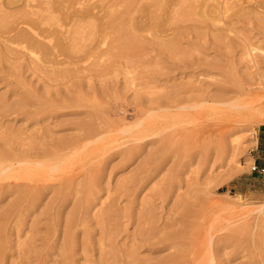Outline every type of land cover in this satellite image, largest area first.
<instances>
[{"label": "rangeland", "instance_id": "374dc122", "mask_svg": "<svg viewBox=\"0 0 264 264\" xmlns=\"http://www.w3.org/2000/svg\"><path fill=\"white\" fill-rule=\"evenodd\" d=\"M46 8L0 27V264H264V0L1 9Z\"/></svg>", "mask_w": 264, "mask_h": 264}, {"label": "bare ground", "instance_id": "6f19581e", "mask_svg": "<svg viewBox=\"0 0 264 264\" xmlns=\"http://www.w3.org/2000/svg\"><path fill=\"white\" fill-rule=\"evenodd\" d=\"M30 4H31V0H0V27H3V28L8 27L9 24L11 23L9 21L10 20L15 21L16 18H21V19L25 20V22L29 25V29H23L22 31L19 32L18 36L16 34L14 36L17 37L18 39H20L21 41L22 40L28 41V43H31V45H35V46L37 45L36 46V47H38L37 49H39V50L41 49L46 53L48 50L45 46L46 44L39 42V41H36L32 34L34 32L38 33V30L41 29V24L48 23L47 21H49V19L53 18V13L50 9L46 8V10H44L43 12L39 11L36 13H33L31 10L29 12H11V13H9V12H6L5 10L1 9L3 7H6L7 9L13 10V9H17L19 6H23V5L29 7ZM185 14L187 15V17H189L187 11ZM190 15H191V13H190ZM207 15H208V13H207ZM201 16H202V14H201ZM11 24L13 25V23H11ZM12 28H11V31H12ZM3 30H5V32H6V29H3ZM0 31H2V30L0 29ZM9 31L10 30H8L7 32H9ZM57 39H58L57 43H59L60 37H57ZM71 44L69 42L65 43V42L61 41L59 45H61V48L63 49V51L68 53L70 50H73V46Z\"/></svg>", "mask_w": 264, "mask_h": 264}, {"label": "crops", "instance_id": "0c3cea01", "mask_svg": "<svg viewBox=\"0 0 264 264\" xmlns=\"http://www.w3.org/2000/svg\"><path fill=\"white\" fill-rule=\"evenodd\" d=\"M259 143L261 147L264 148V123L261 124L258 128Z\"/></svg>", "mask_w": 264, "mask_h": 264}, {"label": "built area", "instance_id": "2783aa9c", "mask_svg": "<svg viewBox=\"0 0 264 264\" xmlns=\"http://www.w3.org/2000/svg\"><path fill=\"white\" fill-rule=\"evenodd\" d=\"M252 170L254 172H257L259 174H264V165H258L257 163H254V165L252 166Z\"/></svg>", "mask_w": 264, "mask_h": 264}]
</instances>
